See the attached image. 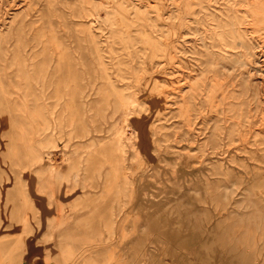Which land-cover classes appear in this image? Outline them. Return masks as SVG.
<instances>
[{
	"label": "rangeland",
	"instance_id": "374dc122",
	"mask_svg": "<svg viewBox=\"0 0 264 264\" xmlns=\"http://www.w3.org/2000/svg\"><path fill=\"white\" fill-rule=\"evenodd\" d=\"M34 198L55 264H264V0H0L19 252Z\"/></svg>",
	"mask_w": 264,
	"mask_h": 264
},
{
	"label": "crops",
	"instance_id": "0c3cea01",
	"mask_svg": "<svg viewBox=\"0 0 264 264\" xmlns=\"http://www.w3.org/2000/svg\"><path fill=\"white\" fill-rule=\"evenodd\" d=\"M34 193H38L36 190V187L34 186L33 191ZM38 198H41V201L45 202L48 206L53 205L46 199V195L44 194H37ZM32 208H33V225L31 233L28 234V236L23 241V246L21 251L19 252L17 250V242L14 238V233H6L5 235H12V237L6 240H0V264H55L54 261H52L51 256L48 254L47 249L45 248L43 244H53L54 242H51L49 240V234H50V225H51V218L52 216H49L46 220V226L45 230L43 231V227L41 226V221L38 218V213L40 211L37 201L34 198L32 201ZM57 208V207H56ZM2 221L0 219V237L3 236L2 234ZM41 232V233H39ZM40 234V238L37 240L38 234ZM20 235V234H19ZM1 239V238H0ZM57 239V236H56ZM37 240L38 243H31V241ZM30 244V245H29ZM57 244V243H55ZM71 253L61 251L59 259L60 264H70L68 260L71 259ZM67 262L65 263V260Z\"/></svg>",
	"mask_w": 264,
	"mask_h": 264
},
{
	"label": "bare ground",
	"instance_id": "6f19581e",
	"mask_svg": "<svg viewBox=\"0 0 264 264\" xmlns=\"http://www.w3.org/2000/svg\"><path fill=\"white\" fill-rule=\"evenodd\" d=\"M124 126H125V125H124ZM55 174H56V170H55V169H52V170H51V173H50V176H51V177H54ZM58 175H59V174H58Z\"/></svg>",
	"mask_w": 264,
	"mask_h": 264
}]
</instances>
